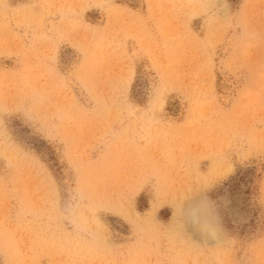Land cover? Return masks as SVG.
I'll list each match as a JSON object with an SVG mask.
<instances>
[{"label":"rangeland","instance_id":"rangeland-1","mask_svg":"<svg viewBox=\"0 0 264 264\" xmlns=\"http://www.w3.org/2000/svg\"><path fill=\"white\" fill-rule=\"evenodd\" d=\"M0 264H264V0H0Z\"/></svg>","mask_w":264,"mask_h":264}]
</instances>
